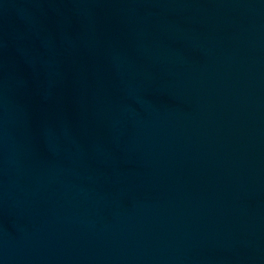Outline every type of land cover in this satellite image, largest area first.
<instances>
[{"label":"water","instance_id":"water-1","mask_svg":"<svg viewBox=\"0 0 264 264\" xmlns=\"http://www.w3.org/2000/svg\"><path fill=\"white\" fill-rule=\"evenodd\" d=\"M0 264H264V0H0Z\"/></svg>","mask_w":264,"mask_h":264}]
</instances>
